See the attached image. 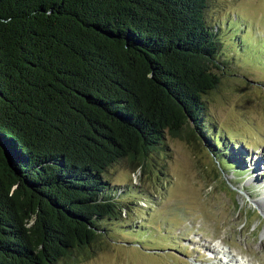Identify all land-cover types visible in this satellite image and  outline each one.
I'll return each instance as SVG.
<instances>
[{
	"label": "trees",
	"instance_id": "trees-1",
	"mask_svg": "<svg viewBox=\"0 0 264 264\" xmlns=\"http://www.w3.org/2000/svg\"><path fill=\"white\" fill-rule=\"evenodd\" d=\"M206 6L0 0V264L91 251L124 209L106 168L145 167L165 134L239 166L200 124L225 63Z\"/></svg>",
	"mask_w": 264,
	"mask_h": 264
},
{
	"label": "rangeland",
	"instance_id": "rangeland-1",
	"mask_svg": "<svg viewBox=\"0 0 264 264\" xmlns=\"http://www.w3.org/2000/svg\"><path fill=\"white\" fill-rule=\"evenodd\" d=\"M206 2L225 63L200 124L239 166L220 172L198 137L165 134L145 167L121 159L106 168L121 217L91 251L55 264H264V0Z\"/></svg>",
	"mask_w": 264,
	"mask_h": 264
},
{
	"label": "bare ground",
	"instance_id": "bare-ground-1",
	"mask_svg": "<svg viewBox=\"0 0 264 264\" xmlns=\"http://www.w3.org/2000/svg\"><path fill=\"white\" fill-rule=\"evenodd\" d=\"M229 260V259H228Z\"/></svg>",
	"mask_w": 264,
	"mask_h": 264
}]
</instances>
